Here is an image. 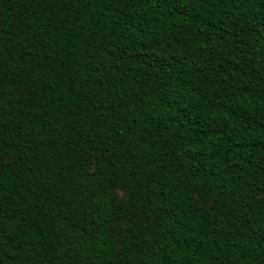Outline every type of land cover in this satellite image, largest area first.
<instances>
[{"label":"trees","instance_id":"16d2710c","mask_svg":"<svg viewBox=\"0 0 264 264\" xmlns=\"http://www.w3.org/2000/svg\"><path fill=\"white\" fill-rule=\"evenodd\" d=\"M0 264H264V0H0Z\"/></svg>","mask_w":264,"mask_h":264},{"label":"rangeland","instance_id":"374dc122","mask_svg":"<svg viewBox=\"0 0 264 264\" xmlns=\"http://www.w3.org/2000/svg\"><path fill=\"white\" fill-rule=\"evenodd\" d=\"M118 196H119V197H124V196H125V193L122 192V191H119V192H118Z\"/></svg>","mask_w":264,"mask_h":264}]
</instances>
